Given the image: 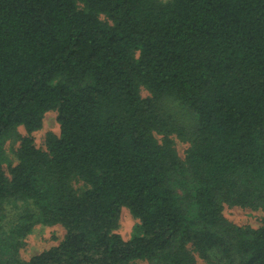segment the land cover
Segmentation results:
<instances>
[{
    "label": "trees",
    "instance_id": "trees-1",
    "mask_svg": "<svg viewBox=\"0 0 264 264\" xmlns=\"http://www.w3.org/2000/svg\"><path fill=\"white\" fill-rule=\"evenodd\" d=\"M226 206L264 212V0H0V264H264Z\"/></svg>",
    "mask_w": 264,
    "mask_h": 264
},
{
    "label": "rangeland",
    "instance_id": "rangeland-1",
    "mask_svg": "<svg viewBox=\"0 0 264 264\" xmlns=\"http://www.w3.org/2000/svg\"><path fill=\"white\" fill-rule=\"evenodd\" d=\"M143 97L149 96V93L146 90L142 91ZM181 112V110H177ZM20 133L23 134L24 130L19 129ZM59 131V125L57 121V113L50 112L47 114L44 122L43 128L34 134L36 143L40 147H45L46 135L50 132L57 133ZM15 141L9 142L6 146L8 154L13 156L11 146ZM188 145L177 141V149L179 154L183 157L185 150ZM225 216L233 223L240 226H251L258 227L261 224V220L264 217V212L254 211L250 209H243L239 207H225ZM139 220L134 218L133 215L127 208H123L120 219V226L117 232L121 234L124 238H130L134 233L136 226L138 225ZM65 235V229L60 226H42L38 225L34 228L31 235L26 240L25 247L21 250L20 256L23 259H28L34 255L41 253L57 244H59ZM140 264H148L145 262H140ZM202 264V262H201Z\"/></svg>",
    "mask_w": 264,
    "mask_h": 264
}]
</instances>
